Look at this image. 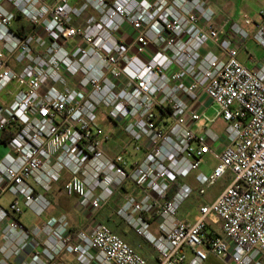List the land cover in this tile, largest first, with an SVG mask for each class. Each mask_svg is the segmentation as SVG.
<instances>
[{"label":"built area","instance_id":"2783aa9c","mask_svg":"<svg viewBox=\"0 0 264 264\" xmlns=\"http://www.w3.org/2000/svg\"><path fill=\"white\" fill-rule=\"evenodd\" d=\"M250 39L264 48V6L221 29L208 0H0V96L19 84L0 98V135L13 131L0 140V264H264V58ZM101 116L128 156L109 152ZM228 174L194 221L179 216ZM58 183L90 215L120 195L138 245L104 221L72 230L63 211L28 227Z\"/></svg>","mask_w":264,"mask_h":264},{"label":"rangeland","instance_id":"374dc122","mask_svg":"<svg viewBox=\"0 0 264 264\" xmlns=\"http://www.w3.org/2000/svg\"><path fill=\"white\" fill-rule=\"evenodd\" d=\"M217 4L222 7V12L224 13L223 18L216 21L219 23L221 29H229L233 23V21H229L228 17L232 14L235 22L243 24V12H247L252 18L257 17V13L260 9L264 6L263 2H259L256 0H234L232 4L226 5V2L231 0H214ZM225 5V6H224ZM223 19V20H222ZM246 46L250 52H252L259 60L264 58V48L261 47L254 39H250L246 42ZM247 53L246 50H244ZM18 82L13 81L9 83L5 89L1 92L0 98H8L9 92L13 94L18 91ZM210 117H213L214 110H210L208 112ZM99 121L102 125L108 130H114L117 135L120 136L119 141H123L125 145L129 147V139L124 134L118 131L120 130L119 126L113 124V122L104 116L99 117ZM205 120L199 122V125H202ZM209 127H213L218 132H222L225 127V123L222 119L217 120L214 123H208ZM5 150L2 151L0 148V154L3 153ZM131 151V147L128 148L126 155L128 156L129 152ZM217 160L212 154H209L206 159L203 167L201 168L205 172H210L211 169L215 167ZM233 179L231 174L226 175L222 179H220L215 185L207 187L206 192L204 195H200L196 191L184 201L180 210L179 216L185 217L188 214V220L194 221L197 217L198 207L204 203L212 202L215 197L219 194V192L225 187ZM190 184L195 185L193 177L187 178ZM62 183H58L54 186V190L52 192L53 196V206L50 208V211L45 213L42 218H39L33 211L26 210L21 219L22 221L28 226L31 227L36 224L40 219H45L52 214H58L60 212H66L70 218V222L75 229L85 228L96 221H105L113 228L115 232L121 235L124 239L127 237H134L138 239L129 229L125 223L120 219V217L116 214V212H112L110 217H108L107 210H101L93 215L85 214L79 211L77 207V202L75 197L66 196L62 191ZM10 196L7 194L5 198H2V202L8 199ZM116 199L120 202L121 197L118 195ZM110 208V207H109ZM111 209H113L111 207ZM129 242V241H128ZM145 249H147L153 256L155 255L152 251V248L148 244H144Z\"/></svg>","mask_w":264,"mask_h":264},{"label":"crops","instance_id":"0c3cea01","mask_svg":"<svg viewBox=\"0 0 264 264\" xmlns=\"http://www.w3.org/2000/svg\"><path fill=\"white\" fill-rule=\"evenodd\" d=\"M209 1V3L211 4V6L214 8V10H215V12H216V18H217V20H220V18H223V16H224V13L225 12H222V7H220L218 4H217V2L216 1H214V0H208ZM234 0H231V1H229V2H226L225 4L226 5H229V4H232V2H233ZM225 6V5H224ZM226 14V13H225ZM234 15V14H233ZM233 15L231 14L229 17H228V19H229V21H233V22H235V20H234V18H233ZM223 20V19H222ZM239 56H240V59L244 62V63H246L247 65H252L251 63H250V61L248 60V56H247V53H245V51L244 50H241L240 51V54H239ZM119 132H120V134L121 133H123L122 131H121V129L120 130H118ZM120 140V136L119 135H117L116 134V143H114V145H113V149L111 148V149H108L109 150V152L111 153V154H115V153H118V152H124L125 151V149H124V146H125V143H123V141H119ZM0 148H2V151L3 150H5L6 151V147H5V145H3L2 143H0ZM212 170V169H211ZM210 170V171H211ZM191 177V176H190ZM192 177H194V175H192ZM194 180V179H193ZM189 182V181H188ZM50 197L53 199V196H52V193L50 194ZM121 197V196H120ZM1 203L2 204H7V199L4 201V202H2V199H1ZM118 206H119V201L116 199V197H115V199L111 202V203H109L107 206H105L102 210H107L108 212V217H110V215L112 214V212H116V214H117V208H118ZM110 207V208H109ZM111 207L113 208V209H111ZM105 222V221H104ZM126 225V224H125ZM133 233V232H132ZM134 234V233H133ZM135 235V234H134ZM136 236V235H135ZM137 237V236H136ZM138 238V237H137ZM133 239H135L134 237H127L126 238V240L127 241H129V240H133ZM136 240V239H135ZM138 240H139V238H138ZM131 243V242H130ZM132 244V243H131ZM153 258H149L150 259V261L151 262H155V256H152Z\"/></svg>","mask_w":264,"mask_h":264},{"label":"trees","instance_id":"16d2710c","mask_svg":"<svg viewBox=\"0 0 264 264\" xmlns=\"http://www.w3.org/2000/svg\"><path fill=\"white\" fill-rule=\"evenodd\" d=\"M24 26H25V25H24ZM24 26L22 25V27L19 28L20 32H23V31H24ZM12 135H13L12 128H11V129H7V130H5V132H3V133L0 135V140H2V141H7ZM178 188H179V183L176 184V185L173 187L171 193L173 194ZM72 230H76V229H75L74 227H72ZM129 242H131L132 245L137 246L138 243L140 242V239H139V240H138V239H136V240H135V239H133V240H129ZM140 252H141L143 255H145L146 257L150 258V259L153 258V257H152L153 255H152L147 249H145L144 246H143L142 248H140Z\"/></svg>","mask_w":264,"mask_h":264}]
</instances>
